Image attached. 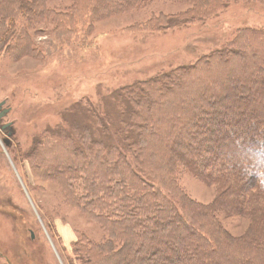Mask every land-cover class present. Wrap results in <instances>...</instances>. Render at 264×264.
Here are the masks:
<instances>
[{
	"label": "trees",
	"instance_id": "trees-1",
	"mask_svg": "<svg viewBox=\"0 0 264 264\" xmlns=\"http://www.w3.org/2000/svg\"><path fill=\"white\" fill-rule=\"evenodd\" d=\"M47 1L0 0V52L4 47L10 54L11 41L17 53L30 52L28 27L21 26L17 17L33 25L45 14L51 16ZM72 1V10L64 14L67 18L75 17L82 5L88 7L82 0ZM175 1L192 5L178 16L181 25L204 21L222 7L220 0ZM140 3L92 0L91 19ZM263 66L264 29H240L224 47L195 63L121 89L116 95L128 127L120 133L128 132V137H120L118 147L63 128L36 140L28 158L39 167L38 173L63 188L70 197L66 203L106 234L102 243L80 247L77 260L264 264ZM215 74L222 78L215 80ZM210 87L220 92L212 93ZM230 89L233 101L226 97ZM166 98L180 102L164 111ZM188 107L202 108L203 113L212 110L190 116L184 113ZM162 113L168 114L166 119L160 118ZM182 119L187 120L186 128L175 131L174 120ZM175 137L189 146L184 153L174 151ZM183 172L214 190L210 204L182 193L177 175ZM219 215L240 218L247 226L240 236L231 235Z\"/></svg>",
	"mask_w": 264,
	"mask_h": 264
},
{
	"label": "rangeland",
	"instance_id": "rangeland-1",
	"mask_svg": "<svg viewBox=\"0 0 264 264\" xmlns=\"http://www.w3.org/2000/svg\"><path fill=\"white\" fill-rule=\"evenodd\" d=\"M83 1L88 7L82 5L75 17L64 16L72 10V0H48L51 16L45 14L33 25L18 16V23L28 27L30 52L17 53L13 41L7 45L12 47L10 54L1 47L0 103L4 104L0 113L8 112L0 117V201L10 209L0 212V251L18 264H87L85 258L77 260L80 247L87 242L100 244L106 235L66 203L70 197L63 188L38 173L39 167L28 158L38 138L63 128L110 146L120 145L119 138L128 137V132L120 133L128 127L116 95L121 89L195 63L224 47L237 30L264 29V0H220L222 7L210 17L184 25L178 16L191 9L188 3L140 0L129 10L91 19L92 0ZM230 94L231 89L226 97L233 101ZM164 101L166 111L176 107L180 98L177 103L171 98ZM203 112L188 107L184 113L206 115ZM167 115L159 116L166 119ZM186 121L174 120L175 131L186 128ZM175 141L174 151L188 149L183 139L175 137ZM177 185L197 203L213 201L214 190L187 173L177 175ZM219 220L234 236L247 226L237 217L219 215ZM22 248L32 252L27 259ZM0 264H5L1 255Z\"/></svg>",
	"mask_w": 264,
	"mask_h": 264
},
{
	"label": "flooded vegetation",
	"instance_id": "flooded-vegetation-1",
	"mask_svg": "<svg viewBox=\"0 0 264 264\" xmlns=\"http://www.w3.org/2000/svg\"><path fill=\"white\" fill-rule=\"evenodd\" d=\"M3 111V110H2ZM10 207L4 204V201H0V212H8ZM21 233V232H20ZM1 248V247H0ZM20 252L24 253L27 259L28 253L31 254L32 252H28L27 248H22ZM23 254V255H24ZM1 258L4 260L5 264H18L14 257L8 255L5 251H0ZM17 258H20V254L17 255Z\"/></svg>",
	"mask_w": 264,
	"mask_h": 264
},
{
	"label": "water",
	"instance_id": "water-1",
	"mask_svg": "<svg viewBox=\"0 0 264 264\" xmlns=\"http://www.w3.org/2000/svg\"><path fill=\"white\" fill-rule=\"evenodd\" d=\"M3 104L4 103H0V108L3 106ZM8 112V110L6 109V110H3V111H1V113H0V117L1 116H3L4 114H6Z\"/></svg>",
	"mask_w": 264,
	"mask_h": 264
}]
</instances>
